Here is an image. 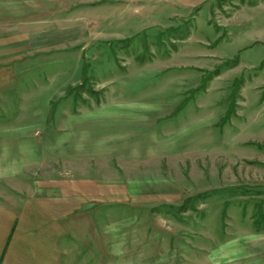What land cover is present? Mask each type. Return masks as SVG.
I'll return each instance as SVG.
<instances>
[{
  "label": "rangeland",
  "instance_id": "obj_1",
  "mask_svg": "<svg viewBox=\"0 0 264 264\" xmlns=\"http://www.w3.org/2000/svg\"><path fill=\"white\" fill-rule=\"evenodd\" d=\"M79 178L61 264H264V0H0V204Z\"/></svg>",
  "mask_w": 264,
  "mask_h": 264
},
{
  "label": "crops",
  "instance_id": "obj_2",
  "mask_svg": "<svg viewBox=\"0 0 264 264\" xmlns=\"http://www.w3.org/2000/svg\"><path fill=\"white\" fill-rule=\"evenodd\" d=\"M61 194L0 204V264H61L71 228L77 234L89 223L82 210L89 200L88 179L72 180Z\"/></svg>",
  "mask_w": 264,
  "mask_h": 264
}]
</instances>
